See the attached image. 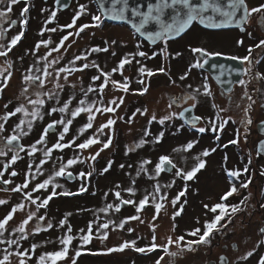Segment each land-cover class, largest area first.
I'll use <instances>...</instances> for the list:
<instances>
[{"label":"rangeland","instance_id":"rangeland-1","mask_svg":"<svg viewBox=\"0 0 264 264\" xmlns=\"http://www.w3.org/2000/svg\"><path fill=\"white\" fill-rule=\"evenodd\" d=\"M73 3L75 4H73L71 8L61 10L60 13L57 14L58 17H56V20H64L63 23L56 24L55 22L48 23L47 25L44 23V25H42V19L41 22L35 21L32 25L30 24L26 27L24 32L25 35L23 39L17 43L14 51L17 52L15 55L21 54L22 57L18 58L20 61L16 63V80L12 85L10 83L9 86L2 91V96H4L8 109L5 110L3 108V105L5 104L4 102L0 103V116H2L5 111L14 110V108L21 103L25 104L29 108V111L31 110V105H27L26 97L35 99L36 96L34 93L37 88L35 85L24 82L23 76L27 74L26 69L30 66L33 67L32 75H42L44 60H39V57L45 56L50 48L56 47L61 37L66 35L68 31H75V29H61L58 26L70 23L72 16L81 4L87 7V13L82 15V17L77 21V27L80 24L91 23L90 14H99L97 8H95L90 0H78L77 2L73 0ZM31 6H33L34 11L40 12L41 9H44L43 12L51 9L50 4L43 2V0H34V4ZM35 8L38 10H35ZM0 19L3 22L5 21L4 17ZM1 20L0 27L5 28L7 25H5ZM42 27L57 28V31H46L43 36H41L40 29ZM20 31L21 26L17 25L15 34H18ZM132 34V32H129L124 27H121V25H117V23L112 24L103 20L100 27H90L83 31L79 36L70 37L59 52H52L50 56H47L48 60L59 59V63L52 64L49 71L54 73L56 68L68 65L69 61H71L74 56L80 55L81 53H87L88 49L93 46L98 45L103 47L105 42L111 43L113 40L116 41V44L113 45L108 52L90 53L88 54L87 60L77 61L75 66L79 67L82 63L95 61L104 71H111V69L117 65L118 61L123 56L137 51L135 46L138 43L141 45L139 49L140 51H145L146 53L151 52L149 48L145 47L146 45L143 46ZM189 36L190 35H188L187 39H185L187 40L186 43L190 45L193 42L198 46H201L197 41H195L197 37L194 36L195 38H189ZM1 38H3V35H0V43H2ZM41 39L49 40L50 44L48 46L41 45L39 49H35L36 43ZM181 46L182 45H179L176 49L180 50ZM65 49H67V51H65ZM24 50H27L30 54H26ZM113 52L116 53L115 56L112 55ZM22 53H25L26 56L23 57ZM186 53L187 52H185V54ZM194 54L195 53L191 54V56L194 57ZM136 59L140 60L150 69L155 70L156 68L163 66L166 69V72H169L168 74L160 73L163 75L155 74L152 77L144 76L143 79L145 82H148L149 80V88L147 93L144 95L134 94L132 91L124 93L123 91L114 88L111 83L107 85L104 92H101L99 90V84L103 82V79L99 81H92L91 79L93 75L98 74L94 68L85 69L83 72H72L68 75L67 82H65L63 78L65 75L63 73L60 78H55L53 76L46 79L45 85L42 89H39L40 91L47 92L53 90L54 80L55 82L63 84L64 88L63 90H59V99L56 97L49 99L47 96L40 97L45 100V104L41 108L43 118L33 121L31 131L27 129L26 125L22 126L23 131L28 133L27 135L21 137L27 146V150L28 147L39 138V135L49 122L52 120H59L61 118L62 114L59 112H54L51 116H49L47 114L49 110L52 107L62 106L65 101H69V98H71L69 111L63 114L65 119L71 118L70 111L79 106L80 100H85V107L88 104H92L93 101H96L97 103L94 105V108L108 106V102L110 100L120 96H124L125 100L123 105H121L115 113H96L95 119L93 120V127L91 129H87L83 134H79L78 129L87 123L88 113H81L73 119V123L70 125L69 133L65 136V142H67V140H71L72 137L75 136L76 143H80L89 136H92L96 132V129L99 128L102 123H105L109 117L116 120L112 129H105L104 134L100 135V139L104 140L107 135L112 134L113 142L108 149L101 152L96 161L86 163L78 162L77 164L69 166L66 169V173H72L70 178L67 175L60 177L53 176V184L61 186L57 188V191L68 190L75 192L81 184L87 185L88 191L75 196H56L49 202L46 208L38 210L36 205H32L24 200L23 193H14L11 191V189L15 187V184H11V186H8L7 189L0 187V199L7 202L4 205H0V218H2L1 216L7 212L8 208L11 210V205L13 207L17 203L21 202L25 204V207L22 210H17V212L14 213L13 220L9 221L8 225H6V227L9 226V229L5 228V231L8 232V234H19L17 232H13V228L17 227L23 218H26L29 211L36 212L38 216H45V221H38L34 217L33 220L29 221V224L26 226V230L29 234L33 232V229L37 225H39L42 230L46 229V222L50 221L54 225V227L48 229V231L45 230L46 232L43 230L44 232L40 235L39 240L42 241L43 244L39 242V246L37 247L38 250H35V252L32 253L40 256L43 253L40 247L48 248L49 251L58 250L56 246L59 240L57 239L61 237L64 232H66L67 227L65 226V228H59L55 225H58L59 220L64 218L66 213H71V215L67 218V224L71 225V234L77 238L74 239L70 245V256L74 255L76 248L80 245V240L78 238L79 230L84 229L86 232L88 222L94 221L93 241L83 247L82 254L76 259V264H155V258L160 255L165 256L162 264H168L169 259L172 258L164 254L162 249H157L151 253H137L132 249H125L123 252L105 253L103 249L105 247L116 246L124 240H136L137 246L141 247L149 244L151 242V229L148 227V222H152L157 225L156 242L158 244L166 243L168 236H172L173 239H175L177 236L183 235L185 236V240L192 239L193 237L187 236L186 233L193 227H200L202 229L205 219L210 220L213 216V213L203 207L204 204L211 206L212 204H215L216 201H219L220 196L228 191L225 188L231 186V179L235 182L239 191L238 194H234L228 198L226 201L227 204H236L237 201L239 202L244 196L251 193V197L246 201L243 206V210L237 212L231 218V222L227 223L226 228H222L220 232L215 233V235L211 237L209 244L194 246V251H185L182 256L175 258V264H207V259L211 258L210 255L213 250L215 255L223 243L230 241L233 242L234 240L240 241L242 251H252V256H254L253 260L257 257L259 260V250L264 246V233H261L260 231L264 225V208L261 207V205H264V193L261 192V189H264V184L261 186L260 181L257 180L256 182V179H254L247 189L240 188L241 181L237 182L234 178H230L227 175V172L226 177L228 178L227 181H229V183L225 182L222 166L220 165V161L222 160L219 156H221V154H218V152L211 154V152L207 157H203L201 155L205 149H211L214 142L218 140L216 138L217 135H219V139L221 137H227L230 140L234 139L232 135L236 134L237 129H239V127L237 129L235 127V124H237L238 121L234 120L233 122L232 119L225 125L223 130L213 132L208 121L215 118L217 109L212 108V104L215 103L219 106V108H225H223L224 101H222V99L212 98L210 104L208 102L209 99L204 103L201 101H198L197 103L198 108H205V103H207L208 111L205 113L210 115L208 120H203L199 124H195V126L192 127H186L181 125L180 121L175 119L176 115H174L170 120L165 121L164 124H160V117L177 111V106L172 103L173 101H177L178 105L182 104L184 100L185 103H187V99H182V97L188 94H193V91L190 90L186 93L184 89H182L183 83L179 81L181 80L180 77L185 73L183 71V63L177 62L175 57L174 59L170 58L169 60H164V64L163 60L156 61L138 56ZM8 65V59H0V68L2 72L5 73ZM130 67H133V71L125 69L123 75L130 78L131 89H138L140 87L137 82L138 79H140L137 73L138 65L135 61H133ZM36 69H40L41 71H36ZM190 74L191 72H189V75ZM169 75H172L176 80L169 79ZM192 77L194 79V73ZM112 78L118 81L122 80V76L119 71L112 73ZM89 86H91L94 91L89 92L87 96H85L82 89L86 91ZM12 87L13 89H11ZM26 87L29 91L28 93H23V90ZM197 88L198 87L192 86L191 89L194 90ZM199 88L201 89V92L195 93L197 99H200L203 96V88ZM234 96H237V99H239V94H235ZM175 98H177V100H174ZM162 103H165V106H160ZM169 105H171V107H169ZM137 108L141 109V111L146 108L147 113L145 115L137 114L133 117V123H126L125 121L127 118L132 116V113ZM153 113L156 115L157 119L149 124L148 120L151 118ZM205 113L201 114L204 115ZM230 115L231 112L227 109L220 112V117L222 118H227ZM22 117V113H17L15 116L10 117L6 122L0 120V123L5 124V130L0 132V150L6 151L7 148L4 145L3 137H7L13 133L15 124L19 123V120ZM118 117H124V119L121 120L118 119ZM234 118L238 119L236 116H234ZM200 127L206 128V135H203L198 131V128ZM145 129L150 132L149 136L143 135ZM61 130V127L58 125L48 134L46 145H37V148L42 149L51 146L56 142L58 134ZM160 132H163L164 135L159 142H155L154 137ZM241 132H245V130L241 128ZM141 138L146 140L147 143H144L140 147H135ZM189 141H195L193 147L187 151L183 150V146ZM100 147L101 145L97 144L92 145L90 149H85L83 151L74 148L53 150V153L48 158L47 163L41 167V173L36 175L35 180H30V188L33 187L36 182L47 179L55 170H58L61 162L66 163L67 159L73 158L76 155H79L81 159L86 158L90 154L98 151ZM129 148L132 150L129 151ZM174 149H176V151H174ZM233 149L230 150V154L225 161V165L230 167L232 164L230 161L236 156L234 155L235 152L240 150L248 155L247 148L244 143L239 146L236 145ZM7 155L8 154L4 156L3 160H5ZM161 155L169 156L176 167L183 169L185 172L191 170V168L198 162L197 158L205 160V168L204 171H201L202 169H200L191 180L185 181L181 177H177L175 175L176 169L166 165V170L162 171L158 177H155L154 179L150 178L154 176L155 163L158 162ZM26 158H28L33 165L31 172L35 173V165L38 164L39 160L44 157L42 151H38L37 153H34L32 157L26 155ZM109 160L113 161L112 167L107 173L101 175V170L107 165ZM144 160L152 161V163L143 165V167L147 169V172L140 171V174L137 175L138 170L141 168V162ZM90 164L94 168L93 174L90 177L81 178L78 173L81 171L88 172L92 170V168H90ZM121 164L125 165L123 169L120 168ZM18 165L19 168L23 169L22 162H19ZM237 168H240L239 162ZM1 169L2 168H0V170ZM22 169H20V177L17 180L18 183H21L24 178V174L29 172V168H26L25 166L24 170ZM252 175L256 176V172L251 173L250 176ZM247 179L248 178H246V180ZM133 181H135L134 184ZM156 183L161 185V193H167V199L163 202L164 208L161 210L155 221H152L155 209L154 206L149 203L140 213L141 219L146 221V223L141 224L138 221H129L124 229H116L114 231L112 230L113 226L110 225L108 229L109 238L106 241H101L96 238V225L104 223L108 220H111L114 223H119L121 219L136 214L135 208L132 205H121L119 212L114 210H109L107 213L99 211V209L105 207L106 204L111 203L115 205L116 203H119V200H117L114 195L116 191L121 192V198L133 199L138 203L144 195L153 192V188ZM168 184H172V186L167 187ZM116 185H120V187L117 188ZM128 187H133L135 189L134 195L124 191V189ZM50 190L51 185H49V189L33 193V196L35 197L39 195L41 199H43V197ZM190 190L192 191L190 192ZM181 191L185 192L184 196H182L180 200L177 201L176 205L173 206L171 203L172 199ZM105 193H108V195L105 196ZM181 205L184 206L183 211L181 215L176 216L173 221L172 214L174 211L180 210ZM260 209H262V213L258 212ZM197 220L199 223H197ZM226 222L227 221L225 220L221 223ZM173 223L176 225L175 230L172 229ZM129 227L133 228L134 232L129 233L127 231V228ZM4 234L7 233L4 232ZM32 236L34 237V235L29 234L27 239H30ZM22 241L24 242L26 240ZM33 241H35V239ZM44 243L48 244V246H45ZM255 247H257L256 250H254ZM169 248L170 251H177L175 245H170ZM24 249H26V247ZM0 256L2 255L0 254ZM34 256L35 255H32L31 257L33 258ZM32 258L28 261V264H36V259L38 257L35 256V258ZM12 261L13 264H16L15 256L12 257ZM58 264H64V262L59 261ZM68 264H71V260H68Z\"/></svg>","mask_w":264,"mask_h":264},{"label":"snow or ice","instance_id":"snow-or-ice-1","mask_svg":"<svg viewBox=\"0 0 264 264\" xmlns=\"http://www.w3.org/2000/svg\"><path fill=\"white\" fill-rule=\"evenodd\" d=\"M3 0H0V3H2ZM24 7L20 10V26L21 31L13 35L10 39V41L5 46L4 44L0 43V57H7L12 48L17 45V43L21 40V38L24 35V26L27 24V13L30 10V5L27 3V0H23ZM21 3V0H7V3L5 5V10L0 11V18H3L6 16V13H11L13 10V6ZM166 10H171L170 18H165V12ZM41 11H44V9H41ZM98 11L100 14H90L91 15V23H84L80 24L77 27V21L82 17V15L87 13V7L83 4L78 6V9L75 11V14L71 18V22L66 25H60L58 26L61 29H75V31H68L66 35L62 36L59 43L54 48H50V50L46 53L45 56H40L39 60H44V66L42 70V75H32L33 67H29L26 69L27 74L23 76V81L27 84L35 85L37 90L35 91V99L27 98V105H31V110L29 111V108L21 103L17 107L14 108V110L11 111H5L2 116H0V120L8 121L10 117L15 116L17 113H22L23 117L20 118L19 123L15 124L13 128V134L8 135L7 137H3L4 140H6L5 147H8L13 144V142H19L21 137L24 135H27L28 133L23 131L22 126H27V129L29 131L32 130L33 127V121L37 119H42L43 114L41 112V108L45 104V100L41 99V96H47L49 99H52L53 97H56L59 99V90H63L64 85L60 84L58 82H55L54 80V89L42 92L39 89H42L45 85L46 79L55 77L60 78L61 74L64 75V80L67 82L68 75L72 72L81 71L83 72L85 69L88 68H94L97 71V75H93L91 77L92 81H99L103 79V82L99 84V90L101 92H104L106 90V87L109 83L111 85L118 89L123 91L124 93H128L130 91L134 92V94L138 95H144L148 91V85L146 84L145 80L143 79L144 76L152 77L156 73H165L166 69L161 66L155 70L150 69L146 67L140 60L136 59V57H142L147 59L148 55L145 51H140V44L138 43L135 47L137 51L134 53H129L123 56L117 63L115 67L111 69V71H104L99 64H97L95 61H90L86 63H82L79 67H76V62L81 60H87L88 54L90 53H98V52H108L110 48L116 44V41L113 40L111 43L105 42V45L103 47L100 46H93L90 49H88L87 53H81L80 55H76L73 57L71 61H69V64L64 67H58L53 72L49 71V68L52 64H58L59 59H53L48 60L47 56H50L52 52H59L60 49L65 45V42L69 40L70 37L73 36H79L83 31L90 27H100L103 20L105 18L112 19V20H118V21H124L126 20L127 13L130 11L132 17H136L137 20L133 21L131 23V27L139 33L141 36H146L148 41L155 42L157 40H164L165 43L172 38V37H179L182 33L185 32L186 29L189 28V26L196 20H199L200 23H204L205 20L213 21L214 16H208L205 15L207 12H211L213 14H219L220 17L223 19L220 21L219 24L217 23H211L209 26L212 27H219L221 25L228 26L233 23H235L237 26H240L241 31H245L244 25L249 21V18L253 16V14H259L257 23L261 26L262 29H264V3H261L255 7L249 8L246 0H226V3H222L221 0H200L199 3H193L192 0H156V3L154 4H148L147 11H138L137 8L133 7L129 9L128 0H111L110 6L106 7L103 2L99 4ZM242 11V15L239 16L238 19H234L237 16V12ZM57 13L56 11H52L51 14L48 16L47 20L44 22L45 25L48 23H51L53 19L56 17ZM154 23L157 27V30H147L146 26ZM11 24H16V21H11ZM11 26V25H10ZM55 32L57 31V28H46L42 27L40 29V35L43 36L44 32ZM2 35V33H0ZM249 36H251V33H248ZM238 44H242V40L237 41ZM50 44V41L47 39H41L39 40L36 45L35 49H39L41 45L48 46ZM255 48H261L264 47V39H260L258 43L254 45ZM35 51V50H33ZM67 51V49H65ZM192 52L194 53H202L207 56H214V55H220V53H208L205 49L197 47L192 48ZM249 55H245L243 57H232V59H241L242 61H249V58L252 53V47L249 48ZM166 48L161 49V53H165ZM113 56L116 55L115 52L112 53ZM153 56L156 55L155 52L152 54ZM179 55V53H177ZM133 61L138 65L137 73L140 79H138V84L140 87L138 89H131L130 88V78L128 76H124L123 72L126 68V66H130ZM207 61L205 60V63ZM195 66H202L200 64H197ZM11 65L9 64V68ZM6 74L4 72H0V77H2V80H0V92H2L9 84V80L12 76V72L5 70ZM36 71H41L40 69H36ZM120 72L122 76V80L118 81L116 79L112 78V73ZM188 75L187 72L184 73L180 77L181 80L185 79V77ZM256 78L264 80V76H261L260 73H256ZM238 83L242 86H245V92L244 96L242 98H246L249 103L244 107L243 112L244 116L242 118L241 123L245 126V133L247 134L249 131L248 126L253 123L250 112L253 108V105L256 103V101L253 99V96L250 95L247 91V83L248 81L244 79H239ZM191 87V86H189ZM203 92L202 94L205 96H211L212 93L209 89L208 83L205 81V83L202 86ZM29 89L26 87L23 90V93H28ZM85 96L89 92H93L94 89L89 86L86 91L82 89ZM230 91V90H229ZM201 89L197 88L193 90V94H188L182 99H190L193 101L192 107H196L197 102V96L195 93H200ZM71 98H69V101H65L62 106L59 107H52L49 112L47 113L49 116H51L54 112L61 113V118L59 120H52L49 122L39 135V138L32 143L27 150V155L29 157H32L34 153H37L38 151H42L43 157L39 160V163L35 165L36 172L32 173L31 169L33 165L31 163L28 164L29 172L24 174L23 182L16 184L14 188L11 189L12 192H22L24 200L29 202L32 205H36V207L39 208H46L49 204V202L56 196H75L79 194H83L88 191V186L85 184H81V186L78 188L77 191H57L58 187H61L59 185L53 184V176L60 177L67 175L69 178L72 176L71 172L66 173V169L74 164L79 163H86L90 161H96L97 158L100 156L101 152L105 149H108L112 142H113V135L109 134L106 136L104 140L100 139V135L104 134L105 129H112V126L116 123V120L109 117L105 123H102L99 128L96 129V132L89 136L87 139H84L80 143H76V137L73 136L71 140H67L65 142V136L69 133L70 125L73 123V119L76 118L81 113H88L87 117V123H85L80 129H78L79 134H83L87 129H91L93 127V120L95 119L96 113H115L118 108L123 105L125 97L120 96L118 98H114L108 102V106L104 107H95L94 105L97 103L96 101H93L92 104H88L86 107L85 100L79 101V106L75 107L70 111L71 118L65 119L64 115L66 112L69 111V103ZM175 102V101H174ZM171 107V105H169ZM212 107L217 109L215 118L208 121L210 127L212 128L213 132H218L219 130H223L225 125L232 120L231 117L222 118L220 117V112L225 111V109L219 108L218 105L215 103L212 104ZM264 107V105H262ZM3 108L5 110L8 109V105H3ZM187 111V109H186ZM147 113V109L145 108L143 111L141 109L137 108L133 113L132 116L128 117L125 121L128 124L133 123V117H135L137 114L145 115ZM175 113H170L169 115H165L160 117L159 123L164 124L165 121L170 120ZM180 115H183V113H180ZM118 119L123 120L124 117H118ZM157 119L156 115L153 113L151 118L148 120V123L151 124L153 121ZM202 118L200 116H193L189 123L193 124L195 126V123L200 121ZM234 122V121H233ZM264 124V122H261ZM61 127V131L58 134V137L56 139V142L51 145V147H45L42 149H38L37 145H46L47 143V136L48 134L55 129L57 126ZM5 130V124L0 123V132H3ZM198 131L200 133H203L206 131L205 127L198 128ZM144 136H149L150 132L145 129L143 132ZM164 133L160 132L158 135L154 137L155 142H159ZM238 137H239V129H237V139L229 140V144H237L238 143ZM219 139V135L216 137ZM247 136H245V139ZM144 143H147L146 140L141 138V140L135 145V147H140ZM195 141H189L186 145L183 146V150L187 151L190 150ZM101 145L100 149L96 151L93 154H90L88 157L81 159L79 155H76L73 158L67 159L66 163L61 162L58 170H55L52 175H50L47 179H43L42 181H38L35 183L34 187L30 188V179L35 180L36 175H39L41 173V167L47 163L48 158L52 155L53 150H64L68 148H74L79 149L81 151L85 149H90L92 145ZM9 150L12 152L11 159L8 160L6 164H4V169H7L9 165L14 164L18 159L19 155L18 152L25 151L24 145L17 143L16 147L9 148ZM132 149L129 148V151ZM176 151V149H174ZM216 149H205L201 155L203 157H207L210 152H215ZM260 151H264V140L260 141V148L258 149V155L260 154ZM7 153L3 150H0V156H5ZM198 162L191 168L189 171H184L183 169L177 168L176 165L172 162L171 158L166 155H161L159 157L158 162L155 163L154 168V176L150 178L158 177L162 171L166 170V165L171 166V168L176 169L175 175L177 177H181L185 181L191 180L195 174L202 168L205 167V160L197 158ZM225 160H227V157H225ZM152 163V161L144 160L141 162V168L138 170L137 175L140 174V171L147 172V169L143 167V165H147ZM249 163H251V160H249ZM113 161L109 160L107 162V165L101 170V175L104 173H107L109 169L112 167ZM125 165L121 164L120 168L123 169ZM130 167V166H129ZM90 168L92 170L88 172L81 171L78 173V175L81 178L90 177L93 174L94 168L90 164ZM248 171V165H245L243 169H234V170H227V175L230 178H235L236 180H239V178ZM261 175H264V170L261 171ZM10 177H15L18 175V173L15 170H12L10 172ZM4 176V172L0 171V178ZM252 182V177H249L247 180L242 181L240 183V188L247 189L249 185ZM2 183L4 185H9L12 183L11 179H3ZM135 181H133V184ZM174 183V181H173ZM49 185H51V190L41 199L39 195L33 197V193H37L40 190L49 189ZM230 187L228 191H226L222 196L219 198V202L212 204L209 206L208 204H204V208L211 213H213L212 218L205 219L203 223L202 229L200 227H193L190 231L186 233L187 236L193 237L192 239L185 240V236H177L175 239H173L172 236L167 237L166 243L158 244L157 236H156V228L157 225L152 222H148V227L151 229V242L145 246H137L136 240H124L123 242L119 243L116 246L113 247H105L103 251L105 253H114V252H123L125 249H132L137 253H151L154 252L157 249H162L163 253L169 256L172 259H169L168 264H175V258L182 256L185 251H194V246H198L201 244H209L211 237L215 235V233L220 232L222 228L227 227V223L231 222V218L239 211L243 210V206L245 205L246 201L251 197V193L244 196L237 204L229 205L226 203L228 198L234 194H238V188L236 187L235 182H233L230 179ZM172 184H168L167 187H171ZM117 188L120 187V185H116ZM30 188V191H29ZM124 191L128 192L129 194L134 195L135 189L133 187H128L124 189ZM185 192L181 191L178 193L171 201L172 205L175 206L177 201L180 200L182 196H184ZM108 193H105V196H107ZM117 200H119V203L114 204H106L105 207L99 209V211L107 213L109 210H114L116 212L120 211L121 205H132L135 208V215L127 216L119 221V223H114L111 220H108L104 223L98 224L95 227V235L96 238L100 239L101 241H106L109 238V226H113V231L116 229H124L125 226L128 224L129 221H138L139 223L143 224L146 223L143 219H141L140 213L144 210L145 206L151 203L154 206L155 214L152 216V221H155L161 210L164 208V201L167 199V193H161V185L159 183H156L153 188V192L148 193L144 195L139 202L137 203L133 199H123L121 198V192L116 191L114 193ZM39 201V203H38ZM7 202L3 199H0V205H4ZM25 207V204L23 202L17 203L14 205L10 211L7 212L6 215L3 216L2 219H0V236L4 234L6 225H8L9 221L13 220L14 213L17 212V210H22ZM183 205L180 206V210L174 211L172 214L173 221L175 220L176 216L181 215L183 211ZM262 208H264V205H261ZM218 213V214H217ZM71 213H66L65 217L59 220L58 225H55L59 228H65L67 227L66 232L62 234L61 237H59V243L61 247L58 250L54 251H48L42 253L37 259L36 264H58L59 261H63L64 264H68V260H71V264H76V259L82 254L83 247L85 245L90 244L93 241L94 238V221H89L87 224V231L85 232L84 229L79 230L78 238L80 240V245L76 248L74 255L70 256V245L72 244L73 240L76 239V236H73L72 233V227L70 224H67V218L70 216ZM36 217L38 221H45V216H37L36 212L29 211L26 215V218H23L21 222L18 224L17 227L13 228V232L19 233V236L15 239H7L0 240V243H6L8 246H15V250H13L10 247H5L3 250V255L0 256V264H13L12 257L15 256L16 258V264H28V261L32 258L30 255L31 253H34L36 248L38 247L37 244H32L29 249H23L20 250V240H26L28 238V232L26 230V226L29 224V221H32L33 218ZM227 221L226 223H221L222 221ZM197 223L199 221L197 220ZM46 229H51L54 227L52 222H46ZM175 223L172 225V229L175 230ZM42 229L39 225H37L34 229V233L41 232ZM127 231L129 233L134 232V229L129 227L127 228ZM261 233H264V228L260 229ZM183 242V243H181ZM175 245L177 248V251H170L169 246ZM252 253L248 252L245 257H242L241 259H246L247 256H251ZM165 256L160 255L157 258H155V264H162V261H164ZM220 260L222 264H228L226 259L224 257H220ZM259 264H264V256L260 257Z\"/></svg>","mask_w":264,"mask_h":264},{"label":"flooded vegetation","instance_id":"flooded-vegetation-1","mask_svg":"<svg viewBox=\"0 0 264 264\" xmlns=\"http://www.w3.org/2000/svg\"><path fill=\"white\" fill-rule=\"evenodd\" d=\"M77 1L78 0H75V2H77ZM90 1L92 2V4L96 8L97 7L96 0H90ZM43 2L50 4L51 9H49L46 12L34 11L33 6H31L34 4V0H27V3L30 5V10L27 13V24H26V26L32 24L35 21L41 22L42 19H43L42 25H44V22L47 20L48 16L51 14L52 11H56V13L59 14L61 10H67V9L71 8V6L73 4H75V3H73V0H68V3L66 6L64 5V3H65L64 0H43ZM6 3H7V0H3V2L0 3V11L5 10ZM56 3H58V4L60 3L63 6V8L62 9L59 8L60 6H57ZM246 3L248 5V7L251 8V7H255L261 3H264V0H246ZM2 4H3V6H2ZM23 7H24V2H23V0H21V3L13 6V10L11 13H6V16L4 17V19H5L4 22L0 19L5 25H7L5 28L0 27V32H2V35H3V38H1L2 44H4L5 46L10 41L11 37L13 35H16L15 34L16 26L18 24H20L19 23L20 18H21L20 17V10ZM36 9L37 8H35V10ZM258 16H259V14H253V16L249 18V21L244 25L245 31H241L240 26L232 27V28H225V29H218V30L217 29L209 30L207 28L199 26L197 24L198 22L194 21V23L190 27V29L186 33H184L182 36H179V37L174 38V39L170 38L167 41V43H165V41L161 39L157 44H155L153 46L147 45L142 39L137 37L135 35V33L127 25H125V24H117V25H121V27H124L129 32H132L133 33L132 35L136 37L137 41H139L143 46L146 45L145 47L150 49L151 52L147 53V55H148L147 59H150V60L153 59L156 61L157 60H163V64H164V60H169L170 58L174 59V57H175L176 58L175 60L177 62L183 63V71L187 72L188 75L185 77V79L179 80V81H181L183 83L182 89H184V91L186 93L188 92V90L193 91L191 89L192 86L199 88V87L203 86L205 81L208 83L209 89H210V91H212V96L209 98L208 96L203 95L200 99H197L196 107H194V108L192 107L193 101L190 99L186 100L187 103H185V100H184L182 102V104H180V105L177 104L178 103L177 101L172 102L175 106H177L176 107L177 111L175 112V114H176L175 119L179 120L181 125H183V126L192 127L193 125H187L183 122L184 119L181 117L180 113L185 114L186 117H189V118H192L193 116H200L202 119L200 121L196 122V124H199L203 120H206V119L208 120L210 115L205 113L208 111L207 103H205V108H200V107L198 108V104H197L198 101H201L204 103L209 99L208 102L210 104L212 101V98L222 99V101H224L223 102L224 103L223 108H225L231 112V115L229 117H231L233 119V121L234 120L238 121V123L235 124V127H236V129L239 127V134H240L238 137V143L235 145L228 143V141L230 140L229 138L221 137L216 142H214V145L211 147V149L212 148L216 149L215 152H218V154H221V156H219L222 160V161H220V165L222 166L223 177L225 178V182L229 183V181H227L228 178L225 175L227 170L243 169L245 165H248L247 173H244L239 178V180H237V182L238 181L242 182V181H245L246 178L252 177V181L254 179H256L255 181L257 182V180H258V181H260V185L262 186L264 184V175H261L260 173L262 170H264V153L260 152L259 155L257 153H258V145H259L260 141L264 140V124L261 123V122H264V107H262V105H264V80L256 78V73H260L261 76H264V47L255 48L254 45L256 43H258V41L260 39H264V29H262L261 26L257 23ZM56 17H58V16L56 15ZM56 17L53 19V21L51 23H55V22H56V24L63 23L64 20H60V19L56 20ZM11 21H16V24H11ZM248 33H251V36H249ZM188 35H190L189 38H193L194 36L197 37L195 39V41H197L201 46H198L197 44H195L193 42L190 45L188 43H186L187 40H185V39H187ZM238 40H242L243 43L238 44L237 43ZM179 45H182L180 47V50L176 49V47H179ZM15 46H17V45H15ZM15 46L12 48V50L10 51V53L8 54L7 57H0V59L1 58L8 59L9 64L11 65L10 68L8 65V67L6 69V70L12 72L11 79L9 80V84L11 83V85L16 80V63L18 61H20V59H18V58H22L21 54L15 55V54H17V52H14ZM197 47L205 49L206 52H208V53H220V55H217V56L226 57L228 59H232V57H243L245 55H249L248 50L250 47H252V53H251V56L249 58V61L245 62V61H242L241 59H232L234 62H236L240 66V68H241L240 79H244V80L248 81L247 86H246L247 91L250 95L253 96V99L256 101V103L253 105V108L250 112V117H251L253 123L248 126L249 131L247 134L245 132H241V128L243 130H245V126L241 123L242 118L244 116L243 109L249 103V101L246 98H242L244 96L245 86L240 85L238 82H234L231 85V87L227 89V91L224 90L223 88H221L214 81V79L210 76V74L206 70L202 69L201 66H195L197 64L202 65L203 61H205L208 57H211V56H207V55L202 54V53H195L194 57L191 56V54L194 53L191 51V49L197 48ZM163 48H166L165 53H161V49H163ZM0 50H2V49H0ZM24 52H26V54H30L29 52H27V50H24ZM153 52L156 53L155 56L152 55ZM185 52H187V53L185 54ZM177 53H179V55H177ZM22 54H23V57L26 56L25 53H22ZM214 56H216V55H214ZM125 69H128L129 71L130 70L133 71V67H130V66H126ZM0 72H2L1 68H0ZM189 72H191L190 75H189ZM168 73L169 72L165 71L164 74H168ZM193 73L195 75L194 79L192 77ZM4 74H6V71ZM156 75H163V74H160V73L157 74L156 73ZM169 79L176 80L172 75L171 76L169 75ZM0 80H2V77H0ZM9 84H8V86H9ZM146 84L149 86V80H148V82H146ZM189 86H191V87H189ZM11 89H13V87ZM235 94L236 95L239 94V96H238L239 99H237V96H234ZM174 100H177V98H175ZM2 102L7 104L5 102L4 96H2V92H0V103H2ZM186 109H187V111H186ZM201 113H205V114L202 115ZM234 116H236L238 119L234 118ZM259 124L261 125V130L263 131L262 133L259 130V127H258ZM202 134L206 135L207 133L205 131ZM232 136L234 137V139H237V133L233 134ZM245 136H247L246 139H245ZM4 142H5L4 145H6V140H4ZM242 143H244L245 147L247 148L248 155H246L244 152L239 150L238 152H235L234 155H236V156L230 161L232 163L231 167L228 165H225V163H226L225 157L229 156L230 150L233 149V147H236V145L239 146ZM21 144L24 145L25 151L18 152L19 159L14 164L9 165V167L7 169H4V164H6L8 162V160L11 159V155H12V152L9 150V148H14L16 146L10 145V146L6 147L7 149L5 152L8 155H7V157H5V160H3L4 156H0V168H2L0 171L4 172V176L0 179H1V181H3V179H11L12 180V183H10L9 185L2 186V184L0 183L1 188L5 187L7 189L8 186L9 187L11 186V184H15V185L19 184L17 180L20 177L19 176L20 169H22V168H19V165H18L19 162H22V164H23L22 170H24V166L26 168H28V164L31 163L30 160H28V158H26L27 146L25 145L24 141H21ZM215 152H212V153L210 152V153L213 154ZM234 155H232V156H234ZM249 160H251V163H249ZM238 162L240 164V168H237ZM204 168H202L201 171H204ZM12 170H15L18 173V175L15 177H10L9 174ZM253 172H256V176H253V175L250 176L251 173H253ZM29 179H30V177H29ZM30 180H32V179H30ZM22 182H23V180L21 181V183ZM34 186L35 185H33V187ZM191 191L192 190H190V192ZM261 192L264 193V189H261ZM20 193H22V192H20ZM11 208H12V205L10 206V209ZM39 209L41 210V208H39ZM8 211H10L9 208H8L7 212ZM43 211H45V210H43ZM7 212L5 214H3L1 217L3 218V216L6 215ZM258 212L262 213V209H260ZM2 218H0V219H2ZM6 229H9V226L6 227ZM44 231L42 230L39 233L31 232L29 234L34 235V237L32 236L30 239H26V241H24V242L22 240H20L19 241L20 250H23L25 247H26V249L27 248L29 249L32 244H37L39 246V242L42 243V241L39 240L40 235ZM46 231H48V229ZM4 232L7 234H3V236H0V240L6 241L7 239H10V238L15 239L19 236V234H11V233L8 234V232H6V231H4ZM34 239H35V241H33ZM57 240H59V239H57ZM44 244H45V246H48V244H46V243H44ZM5 247H10L13 250H15V246H8L6 243H0V254L1 255H3V250ZM60 247H61V245L58 242L56 248L59 249ZM40 249L43 251V253H44V251H46V252L49 251L48 248H44V247H40ZM256 249H257V247L254 248V250H256ZM37 250H38V248H36V251ZM247 253L248 252L242 251L240 241H238V240H234L233 242L230 241L227 243H223L220 246L219 251L216 252L215 255H214V250H213L211 252V255H210L211 258L207 259V264H222L220 257H224L226 259V261L228 262V264H259L260 257L264 256V246L261 247L259 250V260L257 259L258 257L253 260L254 256H252V255L247 256L246 259H241L242 257H245ZM251 253H252V251H251ZM30 255L31 256L35 255V256L39 257L38 254H32L31 252H30ZM35 256L33 258H35Z\"/></svg>","mask_w":264,"mask_h":264},{"label":"water","instance_id":"water-1","mask_svg":"<svg viewBox=\"0 0 264 264\" xmlns=\"http://www.w3.org/2000/svg\"><path fill=\"white\" fill-rule=\"evenodd\" d=\"M65 3L64 5L66 6L68 3V0H64ZM103 2V4L108 7L110 6L111 0H96L97 6L99 8V4ZM193 3H199L200 0H192ZM222 3H226V0H221ZM156 3V0H128V5H129V9L135 7L137 8L138 11H147V6L148 4H154ZM57 6H60L59 8H63V6L59 3H56ZM127 19L124 21H118V20H112V19H108L105 18L107 21L109 22H115V23H125L127 24L140 38H142L146 43H148L149 45H154L156 43H158L160 40H157L155 42H151L147 40L146 36H141L139 33H137L132 27H131V23L133 21H136L137 18L136 17H132L131 16V12L129 11L127 14ZM171 15V10H166L165 12V18L168 19L170 18ZM205 15L208 16H214V20L213 21H208L205 20V22L202 24L199 22V20H197L198 24L201 25L204 28H207L209 30H213V29H225V28H232V27H237V25L235 23L228 25V26H219V27H212L209 26L211 23H217L219 24L220 21L223 19L222 17L219 16V14H213L210 11L207 12ZM242 15V11H238L237 12V16L234 19H238L239 16ZM192 25V24H191ZM190 25V26H191ZM189 26V28H190ZM147 30H157V27L154 23L146 26ZM188 28V29H189ZM186 29V30H188ZM185 30V31H186ZM183 34V33H182ZM172 38H176V37H172ZM206 63L205 61H203L201 68L206 70L210 76L214 79V81L224 90L227 91L228 88L231 87V85L234 82H238V80L240 79L241 76V68L240 66L234 62L232 59H228L226 57H222V56H211L208 57L206 59ZM181 117L184 119L185 122L189 123V121L191 120V118L186 117L185 114L181 115ZM191 124V123H189ZM260 132L262 133L263 131L260 128V124L258 125ZM260 148V143L258 145V149ZM260 152H264V151H260ZM264 228V227H263Z\"/></svg>","mask_w":264,"mask_h":264},{"label":"bare ground","instance_id":"bare-ground-1","mask_svg":"<svg viewBox=\"0 0 264 264\" xmlns=\"http://www.w3.org/2000/svg\"><path fill=\"white\" fill-rule=\"evenodd\" d=\"M160 106H165V103L160 104ZM152 107V106H151Z\"/></svg>","mask_w":264,"mask_h":264},{"label":"trees","instance_id":"trees-1","mask_svg":"<svg viewBox=\"0 0 264 264\" xmlns=\"http://www.w3.org/2000/svg\"><path fill=\"white\" fill-rule=\"evenodd\" d=\"M237 203H238V201H237Z\"/></svg>","mask_w":264,"mask_h":264}]
</instances>
